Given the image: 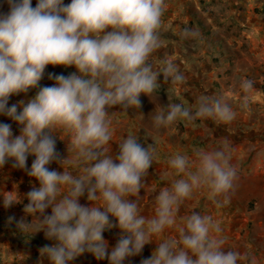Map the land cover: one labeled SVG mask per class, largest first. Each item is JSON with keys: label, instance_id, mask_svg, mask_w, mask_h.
I'll use <instances>...</instances> for the list:
<instances>
[{"label": "clouds", "instance_id": "9594fccd", "mask_svg": "<svg viewBox=\"0 0 264 264\" xmlns=\"http://www.w3.org/2000/svg\"><path fill=\"white\" fill-rule=\"evenodd\" d=\"M7 3L9 11L0 14V115L20 129L14 135L11 124L0 122V168L11 160L13 168L39 182L25 194L23 211L33 219H21L17 227L22 233L43 231L55 242L40 249L41 257L50 264H69L87 252L109 264H124L156 242L151 256L140 264H244L250 259L239 243L224 247L220 224L212 216L185 205L199 189H206L217 207L229 201L238 173L227 143L217 151L194 149L195 160L174 155L168 161L173 170L169 174L186 178L160 187L151 219L141 214V192L156 158L155 146L128 135L115 157L109 154L111 109H140L141 94L154 102L162 83L179 96L189 82L168 55L162 67H154L155 54L167 47L160 38L165 0H37L35 7L32 0ZM194 35L182 32L183 37ZM48 65L74 66L76 71L67 76L49 73L54 83L40 87ZM31 88L38 91L26 104L20 102L22 110L8 106L10 96ZM240 89L239 107L247 110L254 82L244 79ZM236 116L227 98L206 95L194 111L168 103L157 109L153 122L157 129L178 121L189 126L197 119L227 125ZM58 130L68 135L66 157L56 150L53 134ZM29 155L35 157L30 168ZM53 162L63 171L50 169ZM0 196L6 209L22 202L16 191ZM85 196L88 203H80ZM182 206L188 214L179 215ZM49 208L51 214H46ZM178 217L183 221L178 235L153 240L176 226ZM14 219L10 216L9 223ZM113 228H119L120 235L109 252L103 233Z\"/></svg>", "mask_w": 264, "mask_h": 264}, {"label": "crops", "instance_id": "0c3cea01", "mask_svg": "<svg viewBox=\"0 0 264 264\" xmlns=\"http://www.w3.org/2000/svg\"><path fill=\"white\" fill-rule=\"evenodd\" d=\"M70 2L71 0H64L65 4ZM190 2L192 3L193 0H165L167 7L162 16L163 23L160 30L175 34L179 31L177 27L180 26L181 23L190 22L192 20L191 6L188 5ZM36 3L37 0H32L33 7H35ZM194 3L195 9L199 10L198 3L196 1H194ZM8 11L9 5L7 0H0V14H6ZM254 28L256 27L254 26L253 29ZM255 37L256 33L253 37L254 40ZM160 38L161 40L164 39L161 35ZM263 38L264 37L256 38L255 42H260L259 46L264 53ZM257 69L264 72V66ZM75 71L76 69L74 66L65 68L63 66L48 65L46 67L44 78L39 82V85L40 87L51 86L54 83L53 80L48 79L49 73L63 74L67 76ZM159 80L162 83L163 77H160ZM252 81L254 82L252 101L247 110H241L239 107V101L243 95L241 89L239 91H226L224 89L221 91L224 94L221 97L227 98L233 109L237 112V116L233 122L227 125L222 124L223 127L227 129V132L234 133L237 135V138L234 140L224 138L222 140V147L220 148L222 149L225 143L230 146L232 155L231 162L237 169L238 173V179L235 182L234 192L231 194L227 203H223L221 201L222 206L217 207V205L205 204L206 200L202 201L201 195L206 194L209 196V193L206 189H199L200 194L196 195L194 192L192 197L185 201V205L187 209H192V207H195V203H197L194 201H199L198 198L201 196L200 203H198V205L204 210H200L198 212H200L201 215H210L215 221L219 222L222 230L219 235L225 240L224 247L229 248L239 243L242 245L241 251H246L250 257V259L246 260L244 264H253V262L254 264H264V205L260 204L261 198L264 199V91L262 87L259 89V86H261L259 85V79ZM186 86L188 85H184L183 90L180 92L183 96ZM189 87L190 86H188V88ZM222 87L224 88V85ZM37 91V88H31L27 93H19L10 96L8 106L10 107L15 104L17 105L18 111L22 110L20 102L23 101L26 104ZM168 92L176 95L175 92L172 91V86L170 84L162 83V87L152 98L154 102L150 100L149 97L141 94L140 100L142 101V107L140 109L129 108L127 112H124L119 107H116L110 110V112L113 113L111 125L113 139L109 144L110 155L115 157L118 152V144L128 135H135L145 146L151 147L154 145L156 148V158L154 159L153 165L149 170V175L145 180V188L141 192V195L144 197L141 214L148 219L155 216L154 199L160 189L159 180L166 178L167 182L170 183L176 179L186 178L183 176L174 177L173 175H170L169 173L173 170L170 168L169 163L157 161L161 158L159 153L160 150H165L167 152L169 161L172 158L171 156L175 155L173 152L180 149L181 144H183L182 141H180V138L185 139L187 136V134H184V136L181 135V137L179 136L175 139L173 138L174 126L168 129H157L154 126L153 116L155 115L157 109L166 107L168 103H173L169 102L171 99L169 98L170 96ZM200 94H197V97H202ZM184 97L182 98L183 103L186 101ZM190 105H192V102L188 101L187 107L191 108ZM0 122L11 124L14 135L19 134L20 126L9 117L0 115ZM193 126L194 125L191 124L185 127L193 129ZM53 135L56 139L57 152L60 153L61 157H66L68 154L67 133L63 130H58L57 133H54ZM59 136L64 140H61ZM183 142L186 148L190 147V142ZM69 157L71 158V153H69ZM34 159V156L29 155L27 161L29 168ZM49 168L61 172L63 171L60 165L55 162L49 165ZM33 186L39 187V182L36 181L35 178L29 177L24 170L13 168L11 160L5 164L3 168H0V194L16 191L20 195L22 201L21 203L14 204L11 208H7L10 209L9 213L13 212L15 214H25L23 208L24 205L28 203L25 194L30 191ZM249 197L259 198V202L257 203L258 206L254 210L248 212L241 206L242 203H244L243 201ZM235 200H237L236 203L230 204L231 201L235 202ZM80 203H88L86 196L80 198ZM186 208L182 206L179 215L188 214ZM5 209L6 208L3 206V196H0V210ZM46 214H51L50 208L46 210ZM257 214H263V219H259L260 216H257ZM32 219L33 217L31 215H26L23 220L25 222H30ZM18 220L20 221V219ZM247 221H251L253 227L260 229V232H256V230L254 232L253 230L248 233L245 231L244 234L248 233L249 235H242L241 231L244 229V224ZM182 223L183 221L178 217L176 226L166 229L159 238L153 237V240L159 241L167 239L169 236L178 235L177 228ZM25 235L42 238L45 242V246H50L55 243L54 241L46 239L43 231L32 234L31 232L22 233L20 229L16 232L14 231V233H11L9 230L7 233L0 235V241L13 245H11L9 251L6 252L3 248L0 264H50L47 257H41L40 255V249L42 246L25 239ZM119 235V228L106 230L103 233L104 239L109 245V252L111 251V248L115 246L117 240L119 239ZM16 237L21 242L18 245H15V239H17ZM156 246V242L145 245L141 255L127 258L124 261V264H140L141 259L149 258L151 256L152 251L156 248ZM69 264H109V262L107 259L97 260L91 253L85 252L73 261H70Z\"/></svg>", "mask_w": 264, "mask_h": 264}, {"label": "rangeland", "instance_id": "374dc122", "mask_svg": "<svg viewBox=\"0 0 264 264\" xmlns=\"http://www.w3.org/2000/svg\"><path fill=\"white\" fill-rule=\"evenodd\" d=\"M194 1L198 3L199 10L195 9ZM188 5L191 6L192 20L181 23L177 27L179 31L175 34L160 30V35L163 36V41L167 47L160 49L155 54L156 63L154 67H162V60L165 55H168L179 64L181 70L189 77L187 85L190 87L186 86V90L183 92L185 97L182 94L177 96L168 92L171 99L169 102L182 103L187 107V102L191 101L190 107L194 111L200 98L197 97V94H200L201 91L200 95L202 96L220 98L224 95L221 92L223 89L239 91L240 83L244 79H259V85H261L259 89L262 87L264 91V72L257 69L264 66V53L259 46L260 42H255L256 38L264 37V0H193ZM198 21L203 25L202 27L197 23ZM254 26L256 28L253 29ZM185 29L195 33V35L183 37L182 32ZM183 97L186 100L184 103L182 102ZM192 125L195 126L193 129L186 128L184 122L178 121L173 125V138L177 139L184 134L189 136H186L185 139L180 138L183 144L173 154H184L195 160L194 149L221 150L224 138L230 140L237 138L234 133L227 132L222 124L216 125L211 120L197 119ZM183 141L190 142V147L186 148ZM159 153L161 158L157 161L168 162L167 152L160 150ZM172 182L168 183L166 178L159 180L160 187L165 184L170 185ZM195 193L196 195L200 194L199 190H196ZM201 196L202 201L206 200L205 204L216 205L213 199L206 194ZM200 197L198 198L199 201H194L197 202L195 207H192L196 212L204 210L198 205ZM236 202L237 200L231 201L230 204ZM243 202L241 207L249 212L258 206L259 198L249 197ZM260 204L264 205L263 198H261ZM9 212L10 209L0 210V235L9 230L11 233L18 231V219H25L26 217L25 214L16 213V215ZM10 216L15 217L11 223L8 221ZM257 216H260L259 219H263V214H257ZM253 230L260 232V229L253 227L251 221H247L241 234L248 236V233ZM245 231L248 232V235L244 234ZM20 243L18 238L15 239V245ZM11 245L13 244L0 241V263L3 248L5 252L9 251Z\"/></svg>", "mask_w": 264, "mask_h": 264}, {"label": "trees", "instance_id": "16d2710c", "mask_svg": "<svg viewBox=\"0 0 264 264\" xmlns=\"http://www.w3.org/2000/svg\"><path fill=\"white\" fill-rule=\"evenodd\" d=\"M197 23L200 24L199 21H198ZM200 25H201V27L203 26L202 24H200ZM24 237H25V239H28V240H30V241H33V242H35V243L41 245L42 247L45 246V242H44V240H43L42 238L35 237V236H28V235H25Z\"/></svg>", "mask_w": 264, "mask_h": 264}]
</instances>
